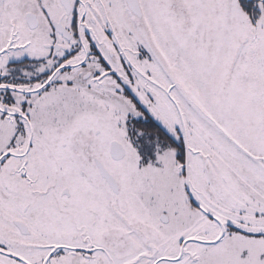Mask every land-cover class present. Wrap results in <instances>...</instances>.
<instances>
[{"label":"flooded vegetation","instance_id":"af4514ba","mask_svg":"<svg viewBox=\"0 0 264 264\" xmlns=\"http://www.w3.org/2000/svg\"><path fill=\"white\" fill-rule=\"evenodd\" d=\"M127 1L0 0V264H213L227 234L264 243V127L247 81L242 100L216 90L244 110H225V144L204 141L182 99L183 58L154 31L155 0H138L141 16ZM217 5L241 12L233 33L264 37V0ZM233 48H222L227 82L255 60ZM63 104L73 113L59 144ZM205 142L220 155L213 175Z\"/></svg>","mask_w":264,"mask_h":264},{"label":"rangeland","instance_id":"374dc122","mask_svg":"<svg viewBox=\"0 0 264 264\" xmlns=\"http://www.w3.org/2000/svg\"><path fill=\"white\" fill-rule=\"evenodd\" d=\"M208 1L210 2L206 4L205 0H155L154 5L157 11L151 19L156 24L154 31L162 37L166 34L168 41H171L174 46L173 51L177 54V57L183 58L181 59V66H179L180 74H178L181 95L183 101L187 104L186 109L189 113L195 118V114L199 116L202 124L201 136L205 135L204 138L202 137L203 140L207 141L208 138L217 136L218 140L224 143L225 137L223 138L217 134H221L222 131L226 132L227 118L225 110H229L230 107H239V109L242 107V110L244 109L241 102L234 103L219 97L221 87H225L229 92L234 89L236 92H232L234 99L236 96L240 100L243 99V96L239 95L241 93L239 89L242 88L243 84H246V81L237 70L234 76L230 78V82L226 81L229 73L219 74L218 71L222 68L221 54L224 42H235V38H233L234 26L239 25L236 20L241 19L242 16L240 11L237 14L238 16L234 12L222 13L220 6L217 5V0ZM146 27L149 31L147 41L153 43V48L159 49L156 33L152 31L148 24ZM252 37L256 41L260 40L261 43L253 48L256 50L254 59L258 62L257 67L263 71L264 37H260L258 31H255ZM234 52L235 46L231 55ZM218 59L219 61H217ZM215 81L218 83L216 86H214ZM231 85L233 86L232 90ZM214 98L217 100H215L216 105L213 103ZM229 102L231 103L228 104ZM65 103L68 104L67 101ZM69 104L72 103L69 102ZM70 109L71 106L63 104L57 109V112H59L54 113L57 130L55 132L59 133L56 136V141L59 144L66 143V138H63L61 133H64L70 127L71 122L66 118L73 113ZM75 112L79 113V111ZM241 114L244 118V111H241ZM212 116H218V120L216 121ZM73 122L80 126L83 124L79 117ZM239 126L243 130L245 123L240 122ZM246 127L250 131L251 128ZM51 133L55 134L54 132ZM203 149L206 170L209 168L211 171L209 175H213L214 169L216 170V160L213 159L220 158V155L213 153V148L208 142H205ZM256 172L260 176L263 175V172L257 170ZM206 174L205 172V177ZM179 216L177 213L176 217ZM244 225L243 230L254 234L255 224L252 223L251 217H248ZM232 233L227 234L222 243L219 244L220 246L218 245V249L214 250L219 258L213 264H264V243L260 242L262 241L259 240L260 238L253 239L239 233H237L238 235Z\"/></svg>","mask_w":264,"mask_h":264},{"label":"water","instance_id":"95a60500","mask_svg":"<svg viewBox=\"0 0 264 264\" xmlns=\"http://www.w3.org/2000/svg\"><path fill=\"white\" fill-rule=\"evenodd\" d=\"M127 2H128L129 10H131L135 16H141V10L139 7L138 0H128ZM209 2L210 1L205 0L206 4H208ZM221 12L223 13L227 11L223 8ZM250 33L251 32L247 30L245 31L238 30L235 33H233V38H235L234 46H235V51H236L235 60L240 57L241 53L246 48H250V50L253 51V56L255 57L256 50L253 47L254 46L257 47L261 43H260V40L259 41L254 40V38L250 35ZM248 37L251 39H249ZM233 55H235V52ZM257 65H258V62H256L255 60L247 64V69L245 72V81H247V92L249 95V100L253 105L254 114L257 116V123L258 124L261 123L262 127H264V93L262 91L264 90L263 89L264 84H263V78L261 77L262 70H259ZM259 108H260V111H259ZM112 152H113V149H112ZM221 238L217 242H219Z\"/></svg>","mask_w":264,"mask_h":264}]
</instances>
